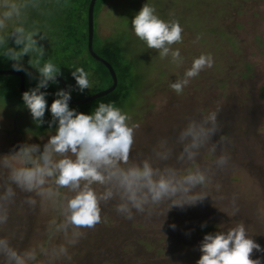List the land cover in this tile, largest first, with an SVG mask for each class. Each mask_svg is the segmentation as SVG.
Instances as JSON below:
<instances>
[{"label": "rangeland", "instance_id": "rangeland-1", "mask_svg": "<svg viewBox=\"0 0 264 264\" xmlns=\"http://www.w3.org/2000/svg\"><path fill=\"white\" fill-rule=\"evenodd\" d=\"M145 3L154 6L161 19H177L183 27L182 42L172 46L180 49V66L172 63L171 57L161 59L157 50L135 36L131 20ZM57 23L53 17L46 28L54 29ZM94 33L98 50L112 45L106 57L117 72L121 59L127 65L125 97L118 106L140 124L133 154H150L161 138H173L187 117L219 106L218 119L230 140L232 160L218 176L213 201L209 197L203 204L173 207L168 212L164 206L160 215L150 219L137 215L132 221L119 216L111 205L104 207L103 222L87 230L71 249L70 264H196L205 234L242 221L264 248V0H108L95 8ZM47 46H43L45 50ZM202 53L213 56V67L202 71L178 95L169 85L182 78ZM11 65H0V71L13 70ZM89 65L94 70L90 76L93 87L83 93L72 90L73 100H84L111 86L109 73L102 66L91 60ZM8 76L11 83L17 81ZM37 83L38 78L26 77L25 90ZM54 88L49 86L52 94ZM100 99L69 106L78 112L91 111ZM31 126L35 123L23 100L0 97V156L24 142L43 146L56 130L37 132ZM204 158L212 159L207 153ZM233 194L240 206L235 216L226 210L227 200L219 199ZM24 198L23 193H17L9 222L0 229V236L9 235L18 248L32 242L37 225V214ZM252 258H261L264 264V253L254 250Z\"/></svg>", "mask_w": 264, "mask_h": 264}, {"label": "clouds", "instance_id": "clouds-1", "mask_svg": "<svg viewBox=\"0 0 264 264\" xmlns=\"http://www.w3.org/2000/svg\"><path fill=\"white\" fill-rule=\"evenodd\" d=\"M51 14L46 0H0V55L12 61V69L25 72L23 58L38 74L34 88L23 92L22 100L37 127L56 125L47 142L20 143L9 154L0 156V229L7 226L10 207L17 193L37 214L33 239L18 248L9 235L0 236V264H70L73 249L103 222V209L109 205L122 218L132 221L137 215L152 218L166 206L184 209L203 204L218 187V176L232 160L230 140L222 133L218 119L221 108L187 122L173 138H161L150 154H133L140 124L115 102L98 104L91 114L70 108L72 86L60 89L50 109L46 100L49 83H58L60 67L40 43L48 38L47 25L37 17ZM136 37L161 59L171 57L180 66L183 57L174 44L183 40L184 31L177 19H161L154 6L145 3L131 20ZM199 37H197V40ZM14 46H9V41ZM214 58L202 53L194 58L182 78L169 87L178 95L206 69ZM71 75L81 93L93 87L91 72L75 67ZM46 110L52 119L45 121ZM218 135V139L213 138ZM43 139V137H41ZM18 149V150H17ZM205 153L212 159L206 160ZM227 200L226 210L240 212L238 197ZM166 212V213H167ZM170 227L175 230L176 225ZM201 227H206V223ZM196 264H262L253 259L264 248L255 242L242 221L226 230L207 233L200 241Z\"/></svg>", "mask_w": 264, "mask_h": 264}, {"label": "trees", "instance_id": "trees-1", "mask_svg": "<svg viewBox=\"0 0 264 264\" xmlns=\"http://www.w3.org/2000/svg\"><path fill=\"white\" fill-rule=\"evenodd\" d=\"M108 0H96L93 8V40H92V48L93 52L105 60L107 63L111 65L113 68L116 78H117V85L116 88L106 96H101L102 99L97 102V104L94 106V109L91 111H79L85 114L92 113L96 107H98V104L101 102L108 103V102H115L117 106L119 105L121 98H124L125 95L122 94L123 87L127 84V77H126V70L127 65L124 63V61L121 59V61L118 63V72L116 68L111 64V62L108 60L107 55H109V52L112 51L111 44L101 48L98 50V43L95 45V33H94V16H95V8L97 5H103ZM49 8L51 9V14L42 17L41 22L43 24H46L49 26V23L53 19V17L58 22L57 27L53 29V26L51 28H46L45 31L48 33V38H45L40 43L45 46L48 45L45 50V57L44 59H51L54 63L57 64L58 67H60L61 77L66 84V89L68 90V86H72V90L78 89L76 86V81L72 77L71 73L74 71L75 67H83L86 71L93 72V68L89 65V61L96 62L100 66H102L107 72L108 70L106 67L95 60L88 52L87 48V10L88 5L90 3V0H46ZM98 41V40H97ZM45 43V45L43 44ZM111 45V46H110ZM9 46H14L13 42L9 41ZM118 54V53H117ZM170 57V56H169ZM168 57V59H169ZM167 59V60H168ZM23 64L24 67L27 69L28 72H31L33 77L39 78L38 72L32 68L29 65V57L25 56L23 58ZM12 61L6 59L4 56L0 55V65L3 64H11ZM160 71V68L158 69ZM21 73L24 76V82L26 84V77L29 78L25 72L21 71ZM8 75L11 74H1L0 75V97L5 98L9 101L11 100H22V95L19 91V77L13 75L12 77L16 78L17 81L11 83L10 78ZM110 76V75H109ZM110 82L112 84L111 77L109 78ZM58 81V80H57ZM18 83V85H17ZM55 86H52V85ZM50 88L55 87L53 90V94L49 91V87L43 91H47L48 95L46 96V100L48 103V107L50 109L51 103L55 98V92L62 89L61 83L58 81V83H50ZM119 89V91H117ZM264 94V93H263ZM264 97V96H263ZM72 98V97H71ZM69 105L71 103L69 102ZM75 105V104H73ZM20 106H23L20 105ZM18 115V114H17ZM45 121H50L52 119L50 111L46 110L45 113ZM33 130L37 132H43L49 129L48 124L45 123L43 126L37 127L31 126ZM56 127V125H53L51 129Z\"/></svg>", "mask_w": 264, "mask_h": 264}, {"label": "water", "instance_id": "water-1", "mask_svg": "<svg viewBox=\"0 0 264 264\" xmlns=\"http://www.w3.org/2000/svg\"><path fill=\"white\" fill-rule=\"evenodd\" d=\"M96 0H90V3L88 5V10H87V32H88V36H87V48H88V52L89 54L95 59L97 60L98 62L102 63L106 69L108 70V73L111 77V80H112V84L109 88L101 91V92H98L84 100H79V101H76V100H73L71 98L70 100V103L71 104H75V105H82V104H85V103H88L92 100H95L101 96H104V95H107L109 93H111L115 88H116V85H117V78H116V74L113 70V68L111 67V65L109 63H107L105 60H103L102 58H100L99 56H97L94 52H93V48H92V40H93V8H94V4H95ZM1 74H11V75H15L17 77H19L20 81H19V91L21 93V95L23 94V92H25V82H24V76L21 72H18V71H14V70H11V71H0V75ZM57 80L61 83V87L62 89L64 90H67L66 89V84L64 83L63 79L61 77H57ZM51 83V82H50ZM49 83V84H50ZM44 89H41V91H43Z\"/></svg>", "mask_w": 264, "mask_h": 264}]
</instances>
